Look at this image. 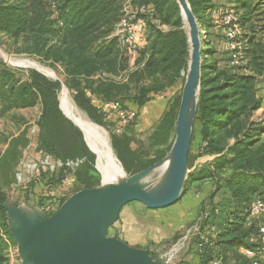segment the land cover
Instances as JSON below:
<instances>
[{
    "label": "trees",
    "instance_id": "trees-1",
    "mask_svg": "<svg viewBox=\"0 0 264 264\" xmlns=\"http://www.w3.org/2000/svg\"><path fill=\"white\" fill-rule=\"evenodd\" d=\"M188 2L199 28L207 21V28L217 29L216 36L226 45L229 57L226 66L222 58L216 57L208 64L203 62L201 69L196 131L192 129L188 166L196 157H215L188 174L183 190L184 194L193 181H198L196 188L205 181L213 188L199 209L202 213L196 264H226L230 257V264H259L264 262V233L260 232L264 215L253 214L251 209L257 201L264 205V126L252 120V115L262 101L257 85L264 80V0H225L222 5H216L214 0ZM126 6L144 19L146 35L142 45H121L115 34ZM215 8L219 9L218 16L211 15ZM229 13L233 18L225 24L223 18ZM155 23L170 28L163 30ZM234 27L238 30L233 39L237 47L230 50L227 31ZM0 32L20 42L22 52L37 56L55 70L59 67L75 103L99 124L102 115L93 107V97L101 103L118 101L122 108L134 110L136 124L151 96L174 85L187 68V37L175 0H0ZM134 52L137 57L133 68L127 71ZM208 52L213 50L209 48ZM233 53H239L236 62ZM121 74L124 78L117 79ZM60 87L59 80L36 70L21 72L0 61V117L40 102L37 144L46 148L47 154L60 155V121L67 122L58 108ZM178 105L179 98L162 112L150 134L155 155L149 164L161 159L170 148ZM103 112L107 116L104 108ZM69 127L76 140L68 150L86 151L79 130L71 124ZM14 141L10 140L0 155V163L14 147ZM111 142L124 171L130 173L137 155L122 146L126 144L123 138L115 137ZM63 167L57 173L50 172L47 181L57 174L58 181H62L69 172ZM218 192L223 195L214 201ZM6 198L0 186V233L14 242L3 207ZM3 236L0 235V264L7 262ZM246 250L255 255L249 257Z\"/></svg>",
    "mask_w": 264,
    "mask_h": 264
},
{
    "label": "rangeland",
    "instance_id": "rangeland-1",
    "mask_svg": "<svg viewBox=\"0 0 264 264\" xmlns=\"http://www.w3.org/2000/svg\"><path fill=\"white\" fill-rule=\"evenodd\" d=\"M224 1L225 0H214L216 5H222ZM127 9L129 8L126 6L125 13L128 11ZM232 13L235 14L234 10ZM155 24L163 30L170 28L169 25L166 24ZM201 26L202 28H200L203 29L200 32L202 38H205V33L207 32V38L202 39V63L208 64L212 59L220 57L224 60L223 66H226L229 58L228 50L226 45V49L223 46V41H219L220 36H216L217 29L207 28V21ZM145 28L146 24L139 27L137 38L134 42L135 45L143 44L146 35ZM20 44V42L9 40L0 32V61L6 66L20 69L21 72L35 69L27 66H13L10 60L37 62L47 69H50L54 75L58 77L60 83L65 85L64 76L59 67L55 70L41 62L37 56L22 52L20 50ZM209 48L213 50V53L210 54L208 52ZM134 57L136 59V52L132 53L129 62L127 61V71L133 68ZM185 73L186 72H183L182 78L174 85L151 96V100L142 108L143 112L147 113L148 109L152 111V107H156L158 104V109L161 113L157 116H148L145 118L138 129H135V124L133 123L135 119L125 125L121 121L119 122L115 113L104 109L108 113L107 117L103 112L104 107L101 105V102L93 97V107L97 108L98 112L102 115L100 124L94 122L87 113L75 103L73 92L67 87L66 88L69 98L78 110L90 121L103 129L109 145L121 166L122 164L112 147V139L115 137L123 138L124 143L127 145L123 144L122 146L129 148L131 152H135L137 157L134 167L130 173L126 172L127 175H132L151 167L166 157L167 153L158 161L149 164V161L152 160L155 155V148L152 146L150 134L155 129L162 112H164L177 98L180 100ZM116 78L122 79L124 78V74ZM57 103L61 115L64 117V120L67 121H60L63 134L62 143L58 146L60 155H56L53 152L47 154L45 153L47 149L37 144L39 136L38 121L41 114L40 102L32 107L17 108L11 112L9 111L8 115L0 117V143L3 140L5 141L6 137L8 143L12 139L15 140V145L11 151H9L5 161L0 163V186L7 194V198L4 202L20 209L30 208L33 210L32 212L31 210L28 212L30 218H34L40 212L45 215L54 213L60 206V202L62 203L63 200L68 198L71 194L88 185H90V188L96 187L100 184L101 180L100 172L95 167L94 152L85 143L81 130L74 125L63 112L61 105V87L57 92ZM123 109L129 110V108ZM70 124L79 130L86 151L76 149V151L72 152L68 150L72 142L76 140L75 135L70 131ZM194 126L195 122L193 124V129L196 131ZM195 136L196 135H194V138ZM173 137L174 130L171 142ZM53 143H55V141H53ZM56 145L57 143L55 147ZM7 146H5L4 151ZM1 148L2 147H0V149ZM205 158H199L197 162ZM62 166H64L63 168H65L66 171H69L66 172L62 181H58V174L52 178V181H47V176H50V172L56 171L57 173L59 172L57 170ZM193 170L194 167L192 163L191 166H188V174ZM163 171L164 168L161 164L154 168L150 174L142 176L139 180L143 185H147L158 179ZM78 176H82V178L85 179L84 182L79 181L80 179ZM191 190L192 191H187V193L190 192V196L188 195L187 199L184 197L180 198L176 203L164 208L148 209L141 203L135 201L130 202L127 206L124 205L125 207L120 209L116 221L108 228L107 236H116L131 247L146 249L152 261L156 264H196V240L200 231L199 225L201 220L199 219L202 213L199 209L202 205L204 196H208L211 192L204 193V196H200V193L203 192H201L199 188H192ZM212 190L213 188L210 191ZM219 197L218 195V198ZM5 214L8 231L11 235L10 228L13 222L6 211ZM0 235L3 236L4 233L1 232ZM6 239L10 244H7L4 248L7 259L6 264H21L15 241L13 242L9 238ZM230 261H232L231 257L230 260H227L226 264H230Z\"/></svg>",
    "mask_w": 264,
    "mask_h": 264
},
{
    "label": "water",
    "instance_id": "water-1",
    "mask_svg": "<svg viewBox=\"0 0 264 264\" xmlns=\"http://www.w3.org/2000/svg\"><path fill=\"white\" fill-rule=\"evenodd\" d=\"M175 2L187 37L188 60L175 118L174 137L166 154L169 159L167 192H154L138 181L150 174L159 161L132 175L124 171L127 182L102 186L100 181L96 187L80 189L50 215L40 212L30 218L23 208L3 202L13 222L11 237L17 245L21 264H156L146 249L131 247L116 236H107V230L124 205L135 201L148 209L164 208L176 203L184 190L200 91L203 38L188 0ZM32 68L53 80H59L56 75ZM62 91H67L63 83ZM121 169L124 170L122 166Z\"/></svg>",
    "mask_w": 264,
    "mask_h": 264
},
{
    "label": "bare ground",
    "instance_id": "bare-ground-1",
    "mask_svg": "<svg viewBox=\"0 0 264 264\" xmlns=\"http://www.w3.org/2000/svg\"><path fill=\"white\" fill-rule=\"evenodd\" d=\"M10 61L14 64L42 69L43 72L54 75L50 69L34 61ZM61 105L66 117L82 131L87 146L95 153V167L100 172L102 186L127 182V175L124 173V170L121 169V165L117 161L103 129L96 126V124L78 110L69 98L67 91L61 92ZM161 164L164 168L163 173L158 179L148 183L147 186L149 189H153L154 192L166 193L168 187L166 184V173L169 165L168 157L163 158L154 168ZM107 212H109V210Z\"/></svg>",
    "mask_w": 264,
    "mask_h": 264
},
{
    "label": "built area",
    "instance_id": "built-area-1",
    "mask_svg": "<svg viewBox=\"0 0 264 264\" xmlns=\"http://www.w3.org/2000/svg\"><path fill=\"white\" fill-rule=\"evenodd\" d=\"M128 11L124 14V17L120 20L118 23V26L116 28L115 34L119 36V42L121 45L129 46L130 44H134L136 38H137V32L139 30V27L144 26V19L140 16H138L137 11L131 10L130 8L127 9ZM143 9H140L142 11ZM233 16L232 14H226L223 18V22L225 24H229L232 20ZM238 30L236 27L231 28L227 31V37H228V46L230 50H234L237 47L236 42L233 40L235 38V35L237 34ZM239 53H233L232 57H234V62H236V55ZM101 105H103L105 110H109L111 112H114L119 122L121 121L123 124H128L132 122L136 118V112L134 110H124L118 101H108V102H102ZM251 212L256 215H264V205L257 201L252 205ZM260 232L264 233V226L260 227ZM6 245H10L8 240L5 238ZM262 257L264 258V248ZM245 254L249 257H253L255 255L252 251H245ZM264 264V262L259 263Z\"/></svg>",
    "mask_w": 264,
    "mask_h": 264
},
{
    "label": "crops",
    "instance_id": "crops-1",
    "mask_svg": "<svg viewBox=\"0 0 264 264\" xmlns=\"http://www.w3.org/2000/svg\"><path fill=\"white\" fill-rule=\"evenodd\" d=\"M219 9H214V11L212 12V16H218L220 12H218ZM264 81L260 82L258 85H257V88H258V91H257V95L262 99L261 101V107L254 112V114L252 115V120L254 121H261L263 126H264ZM154 108V109H153ZM159 106L157 104V106L155 107H152V111L150 109H148V112L147 113H144L143 112V109L140 110V115H139V118H138V121H137V124H135V129H138L141 125H142V122L145 120V118H147L148 116L149 117H152V116H157L159 113H161V111H159ZM150 110V111H149ZM261 140L264 141V133H262L261 135ZM5 142V143H4ZM8 145V139L7 137L5 138V141H1L0 143V147H2L0 149V155L3 153L4 149H5V146ZM205 158L204 160L202 161H199L197 162V160L199 158ZM215 156H211V155H203V156H199V157H196L194 160H193V167H194V170H198L200 167H202L206 162L212 160ZM203 162V163H202ZM196 185H198V181H193L190 185H188V190L187 191H192L191 189L192 188H196ZM191 188V189H190ZM197 189V188H196ZM199 189L201 190V192L203 193H200V196H204L205 194L204 193H209L210 190L212 189L211 187V183L208 182V181H205L203 183L200 184L199 186ZM187 191L182 195L180 196V198H188V195L190 196V192L187 193ZM218 195L220 196L218 198ZM222 192H218L215 197H214V200L215 201H218L220 200V198L222 197ZM217 197V198H216ZM216 198V199H215ZM129 204V203H128ZM128 204H126L125 206H127ZM123 206V207H125ZM23 210L28 214V212L31 210L30 208H23ZM33 210H31L32 212ZM2 236V235H1ZM4 237V236H3ZM4 241H5V237H4ZM6 242V241H5ZM5 251V250H4ZM5 254V253H4ZM5 257H6V254H5Z\"/></svg>",
    "mask_w": 264,
    "mask_h": 264
}]
</instances>
